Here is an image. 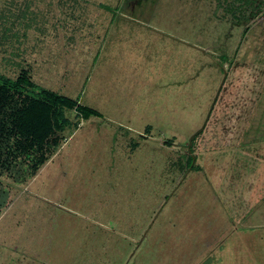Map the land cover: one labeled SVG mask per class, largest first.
Instances as JSON below:
<instances>
[{"label":"rangeland","instance_id":"1","mask_svg":"<svg viewBox=\"0 0 264 264\" xmlns=\"http://www.w3.org/2000/svg\"><path fill=\"white\" fill-rule=\"evenodd\" d=\"M22 69L97 114L23 167L0 264H264V0H0Z\"/></svg>","mask_w":264,"mask_h":264},{"label":"trees","instance_id":"2","mask_svg":"<svg viewBox=\"0 0 264 264\" xmlns=\"http://www.w3.org/2000/svg\"><path fill=\"white\" fill-rule=\"evenodd\" d=\"M0 95L15 105L0 124V171L14 182L26 179V163L31 176L57 148L58 133L76 126L69 117L72 109L84 118L97 114L75 99L36 85L24 69L13 78L0 74Z\"/></svg>","mask_w":264,"mask_h":264},{"label":"crops","instance_id":"3","mask_svg":"<svg viewBox=\"0 0 264 264\" xmlns=\"http://www.w3.org/2000/svg\"><path fill=\"white\" fill-rule=\"evenodd\" d=\"M25 181L22 182H14L12 179L4 172L0 171V220L2 219V223L5 224L4 229L2 233H0V249L6 248L8 251H15L18 247L16 243V238H13V232H16L17 224L21 221V213H19L20 206L18 208L13 207V204L11 203V186L18 185L23 186L25 185ZM22 183V185H21ZM14 184V185H13ZM24 189V188H23ZM10 211L11 218H8L7 213ZM19 213V216H17ZM1 229V228H0ZM9 236L11 235L12 239L6 240L4 239V235ZM1 239H3L5 242H2Z\"/></svg>","mask_w":264,"mask_h":264},{"label":"water","instance_id":"4","mask_svg":"<svg viewBox=\"0 0 264 264\" xmlns=\"http://www.w3.org/2000/svg\"><path fill=\"white\" fill-rule=\"evenodd\" d=\"M223 75H224V72H223ZM221 84H222V82H220V84H219V86H218V89L220 88ZM216 94H217V92H216ZM216 94H215V96H216ZM210 107H211V106H210ZM208 113H209V110H208ZM208 113L206 114L205 119L203 120L201 126H200L197 130H195V131L190 135V137L188 138V145H190V143H191V139H192V138H193L198 132H200V131L203 129L204 123L206 122L207 117H208ZM187 149L189 150L188 147H187Z\"/></svg>","mask_w":264,"mask_h":264}]
</instances>
